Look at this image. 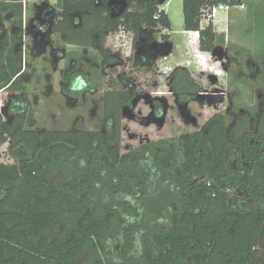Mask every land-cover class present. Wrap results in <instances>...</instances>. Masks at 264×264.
<instances>
[{
  "label": "trees",
  "instance_id": "trees-1",
  "mask_svg": "<svg viewBox=\"0 0 264 264\" xmlns=\"http://www.w3.org/2000/svg\"><path fill=\"white\" fill-rule=\"evenodd\" d=\"M112 3L126 8L115 16L118 9L112 12ZM220 4L240 6L241 0H183V29L197 54L217 55L213 23L202 27V21L209 8ZM62 11L69 21L76 14L82 24L94 25L93 32L103 38L101 49L121 31L132 35L130 50L135 54L149 47L152 35L166 32L162 38L170 42L171 21L156 0H62ZM85 30L81 26L74 35L67 28L56 32L82 45ZM166 57L161 53L158 64ZM190 67L189 61L173 67L175 90L202 91ZM160 71L168 75L165 67ZM262 109L255 130L247 114L231 129L224 116H215L201 132L161 138L123 156L118 142L107 144L99 133L26 130L24 120L10 125L0 113V149L10 142L16 159L14 164L0 163V264H77L89 249L106 253V239L120 216L112 204L108 211L98 206L100 195L113 200L116 178L124 180L123 190L131 185L130 178L125 180L128 172L147 155L156 161L162 180L158 198L142 209L146 213L141 223L150 236L140 256L107 264H264ZM59 168L62 179L56 183L53 173ZM105 174V191L99 192L96 180ZM170 209L172 220L165 223ZM135 215L123 219V243L129 246L131 234L139 232Z\"/></svg>",
  "mask_w": 264,
  "mask_h": 264
},
{
  "label": "flooded vegetation",
  "instance_id": "flooded-vegetation-1",
  "mask_svg": "<svg viewBox=\"0 0 264 264\" xmlns=\"http://www.w3.org/2000/svg\"><path fill=\"white\" fill-rule=\"evenodd\" d=\"M55 9L51 5L41 6L38 8L37 14L28 19V21L25 20L22 5L13 8V11L18 16L16 21L13 20L14 18H9L13 21L3 22L0 16V86L2 85L0 88V113L9 121L10 125L24 120L26 130H35L32 128L34 123L33 113H35L34 106H38L41 102L49 112L53 113L51 109L55 108L54 111L58 110L61 116H64V104L70 106L73 110H79L72 130L36 129V131H67L77 134H83L85 132L99 133L103 136L107 144L116 146L118 142L120 145V156H123L121 152L123 138L128 135L132 140L140 138L142 141L140 147L150 145L157 141L149 139L148 136L144 137L143 134L139 136L137 133L131 131L135 125L145 130H151L152 132L163 130L164 125L161 129L160 122L162 119L164 120L167 109L171 110V104L184 109L186 105L199 99L206 100L207 98L211 101L223 100L221 94L218 95L216 93L219 89L216 88L215 91H212L206 88V86H203L207 85L205 82H208V78H210L206 74L200 75V81L197 82L202 90L201 92L197 91L195 93L192 91L183 92L175 90L173 85L174 79L177 77L176 72H173L175 67L167 66H163L168 68V90L166 92H153L147 88L145 91L139 87V83L133 82L131 78L123 79L121 75L117 76L119 83L122 82L124 86L128 85L129 88L127 90L120 92L110 87H114L115 83L105 84L101 82V84L103 83L102 85H107L109 88L100 91L94 84L99 82L95 80L96 72L102 71L103 75L108 76L107 72L109 70L123 69V61L121 62V56L123 57V54L109 48L107 46V40L105 47L101 49L103 38L93 32L94 25L82 24L77 20L78 16L76 14L69 21V16H63L61 15L62 10L61 12H56ZM52 11L53 13L51 14ZM0 13L2 12L0 11ZM3 13L7 14V12ZM49 16L51 17L47 18ZM81 26L84 29L87 28L82 38V42L85 45L69 43L67 36L56 32V30L67 28V34L74 35L75 31ZM87 34L89 36H86ZM157 48L155 46H149L147 49L136 54L132 50L129 54L124 55V61L126 62L127 58L131 57L139 60L142 67L150 66V62L155 61L156 52H158ZM13 49L17 51L16 53L19 55V58L14 54H9V50ZM31 56H33L34 60L39 59V66H32ZM25 57L30 58V62L28 60L25 62ZM3 60H5V63H2ZM61 60L64 61V67L59 69L57 64ZM48 61L54 64L48 65L50 64ZM41 65L44 67L41 68ZM42 69L46 72L50 71L59 74L60 87L58 92H54L55 79L53 74L45 73L46 75L42 78ZM13 72H15V75L11 77L9 82H5L8 74L10 75ZM39 72L41 73L38 75L39 79L32 80L33 74ZM43 79H45V83L48 82L44 88L41 82ZM144 81L148 83V80L145 79ZM209 81L217 84L219 79L210 78ZM30 85H34L35 90H30ZM40 86L41 89L39 91ZM3 92L5 93L3 94ZM100 93L103 94L101 99L103 115L102 127L99 130L85 129L84 116L86 114L83 113V110H87L88 115L97 116L99 104H97L95 96H98ZM53 96H56L57 99H52ZM166 98L169 103L165 101ZM258 99L264 101V92L258 95ZM89 103H92V105L88 109L86 105ZM261 104L263 105L264 103ZM118 112H122L123 116H132L133 119V123L130 120L132 126L127 125L124 127L126 134L123 133V135H121L119 129V122L122 120L118 118ZM245 114L247 113L241 111L238 117ZM247 115L250 118V115ZM54 116L56 117V115ZM215 116H224L226 118L225 115L217 113L211 116L200 130L194 133L203 131L207 123ZM232 126L228 129H231ZM6 144L9 145L10 149L11 143L7 142ZM137 163H139L141 178L146 179L143 187L146 192L145 198L152 197L155 192L159 191L160 187L158 188L157 185L162 181L159 176V170L156 168V161L147 155L146 158L136 161V168ZM143 203H145L144 198L142 199Z\"/></svg>",
  "mask_w": 264,
  "mask_h": 264
},
{
  "label": "rangeland",
  "instance_id": "rangeland-1",
  "mask_svg": "<svg viewBox=\"0 0 264 264\" xmlns=\"http://www.w3.org/2000/svg\"><path fill=\"white\" fill-rule=\"evenodd\" d=\"M161 3L165 4L168 0H159ZM247 2L248 0H244ZM171 5L169 6L170 11V21L172 24V31L170 34V42L165 41L162 38L163 33H158L156 37L152 35V40L149 43L148 46H155L158 47V52H156V58L154 62H150V66H144L142 67L139 60H136V58H133L131 60L124 61V58L121 56V62L123 61V69H116L114 71L109 70L108 76L103 75L102 71H97L95 80L99 81L94 83L95 86L102 91L103 89L109 88V86L102 85L103 83H115L114 87L110 86L112 88H115L119 90L120 92L127 90L129 86H124L122 82L119 83L118 77L119 75L123 76L124 78H131L133 82L139 83V87L143 90L146 88L153 92H166L168 89V75H165L161 73L160 66H167V67H176V65H180L182 61H185V58L188 56H184L182 53L184 52V49L186 46V39H188V35L185 34V31L183 29L184 26V16H183V10H182V0H171ZM54 9L57 12V8L60 9L61 3L60 1L55 3ZM12 7V6H11ZM17 7V5L15 6ZM34 9L39 8V3L33 4ZM13 11V10H12ZM16 21L18 19L17 13L13 11ZM11 15L12 13H8ZM8 14L3 13L0 16L2 17V21H13L10 20L8 17ZM234 27V32L232 33V37L234 38L235 35H238L240 38H247L249 35V32L247 31V28L245 25ZM17 34V33H15ZM191 37V36H190ZM53 40L54 37H52ZM15 40V39H14ZM168 42V43H167ZM132 43V35L130 34H124L122 31L121 33H117L116 35H113L107 39V46L111 48L115 52H121L123 55H127L131 52L130 47ZM262 43V33H257V40L256 44L257 47ZM169 45V49L173 51V48L175 47V51L172 56L168 57L166 60H163L161 64L159 63L158 67V58L163 52L162 46ZM230 52L227 53H220L217 52V55L213 58H210L208 63L204 64V66H200L198 68L190 67L192 70V75L196 78L197 81H200V75L203 74L211 75L210 78H218L219 81L217 84H214L213 82H210V78H208L206 88L215 91V89H219L218 92H216L218 95L221 94V98L223 100L218 99L215 101H211L206 98V100H195L192 103L186 105L184 109L178 108L171 104V110L167 109V113L164 116V128L160 131H154L151 130H145L142 128H139L137 125L134 126V129H132L131 132L137 133L139 136L146 137L148 136L151 140H158L161 138L166 139H174L179 138L181 136L187 135V134H193L197 130H200L202 126L205 124V122L213 115L219 113L226 116L227 119V125L228 128H230L235 121L237 120L236 117L241 113V111H244L245 113L250 115V118L252 119L255 124H251L252 130H255L256 128V122L259 119L260 115L262 114V108L264 103L262 99H258V95L260 93L264 92V71L261 69L257 74L252 73V68L247 67L246 63L244 62L241 66L237 65L239 61L246 59L245 55H238L236 56L234 54V47L230 46ZM186 50V49H185ZM219 51V50H218ZM9 54H14L17 58H19V55L16 53V50H9ZM233 52V53H232ZM17 54V55H16ZM116 54V53H115ZM70 56V55H69ZM241 58L239 61L235 59ZM30 62V58L25 57L26 61ZM31 61L33 62L32 66H39L40 62L39 59L34 60L33 56H31ZM2 63H5V60L2 61ZM50 63V61H48ZM64 61H58V68L62 69ZM147 63V62H146ZM54 63H50L48 65H53ZM44 67L41 65V68ZM43 70V69H42ZM52 71V70H51ZM32 73V72H31ZM45 73L53 74V77L55 79L54 81V92L59 91V80L60 76L59 74H56L54 72H46L45 70L42 71V78L46 75ZM39 73H34L33 79L38 78L39 79ZM215 76V77H214ZM41 78V76H40ZM148 80V83L144 80ZM42 87H46L47 83H45V79L42 81ZM101 82H103L101 84ZM209 83V84H208ZM46 84V85H45ZM53 84V83H51ZM2 87V85L0 86ZM30 90H35L34 85L29 86ZM41 89V86L39 88V91ZM146 91V90H145ZM37 93H39L37 91ZM102 93H100L98 96L96 95L95 98L97 99L98 105V112L97 116H91L88 115L87 110H83V113L86 114L84 116L85 119V125L84 128L88 130H99L102 127L103 122V115H102ZM165 98V97H164ZM52 99H57L56 96H53ZM166 102L167 98L165 99ZM50 102V100H49ZM169 103V102H168ZM173 103V102H172ZM92 103H89L86 105V107L91 108ZM52 107V105H50ZM55 108L51 109L52 112H49L45 109V105L40 102L38 106H34L33 113V119L34 123L32 128L36 129H49V130H55V129H63L70 131L74 127V121L78 116L79 110H73L70 106H66L63 104V110L65 112L64 116H61V113L58 112V110H55ZM53 115H58V117L55 118ZM118 118H120L122 121L119 122V129L121 131V135L126 134V129H124L125 126L131 125V122L133 121L132 116L125 115L123 116L122 112H118ZM131 120V122H130ZM133 123V122H132ZM30 128V127H27ZM142 141L141 139H134L132 140L131 137L128 135L125 138H123V144H122V154H128L130 152H134V150H138L141 146ZM16 159L14 158L13 153L9 149V145L5 144L0 149V163L5 164H12L15 163ZM139 163H137V168L133 169V171L128 172V176L125 178H130V182L132 184H126L125 189L123 190V181L121 178H116L114 180L113 184L118 186V189L116 187V190H113L115 192V197L110 199L109 194L100 195L103 197L102 203H97L98 206L105 211L109 210L110 205H114L113 207L116 208L115 212H117L120 216L119 223L114 229V232L111 233L110 236L107 237L108 241V251L106 253H98L93 251L92 249L87 250L83 256L80 258L77 264H107L108 262L111 263H118V262H124L125 259L131 257H138L140 256V248L141 245L149 238V234L147 230H144L145 227L142 226L141 220L146 213V210H140L138 213L133 212V208L138 207H145L149 201H153L154 199H157L159 196L158 191L155 192L154 196L145 198L146 192L144 190V184L146 182V179L141 178V172L139 171ZM63 166V165H62ZM82 170H84L86 167L83 164ZM68 168V167H67ZM62 168H59V170L55 171L53 173V179L56 183H59L62 179ZM144 174V173H142ZM108 180V175H103L102 177L98 178L96 180V183L98 185V191L104 192L105 189L104 186L106 185V182ZM1 195V194H0ZM99 194L97 193L96 197H99ZM144 198V202L142 204V199ZM109 204V205H108ZM109 206V207H108ZM177 205L172 204L170 206L171 209H176ZM167 211V214L164 217V222H168L171 219L170 214H172V210ZM137 212V211H136ZM135 215L139 220V232L134 231V233H137V236L132 233L130 238L132 239V245L129 246V244L126 245V243H123V219L126 221L128 218L132 215ZM124 215V218H123ZM129 223V222H127ZM156 224V223H154ZM136 238V239H135ZM137 240H139L137 242Z\"/></svg>",
  "mask_w": 264,
  "mask_h": 264
},
{
  "label": "crops",
  "instance_id": "crops-1",
  "mask_svg": "<svg viewBox=\"0 0 264 264\" xmlns=\"http://www.w3.org/2000/svg\"><path fill=\"white\" fill-rule=\"evenodd\" d=\"M59 1L62 7V0H0V11L2 12L0 14H3V12H7V14L12 13L11 15L8 14V16L10 19H13L15 18V15L12 11L13 8H15L16 5L17 7L22 5L25 20L28 21V19L34 17L38 12V9H34L33 4L39 3V7L46 5L53 6ZM168 1L167 3L163 4L159 0H156L159 8L164 10L168 15V18H170L169 6L171 5V1L169 3ZM61 10L62 8H57L58 12H61ZM212 23L214 27L213 46L216 54L217 52L228 54L231 50L230 46H233L235 48L234 54L236 56H246V59L241 61L239 60L242 57H235V59L239 61L237 64L238 66H241L245 62L248 68H252L253 75L254 73L257 74V72H259L261 69L264 71V0H248L247 2L241 0L240 6H229L227 9L219 11ZM207 24L208 20L207 18H204L202 21V27L207 26ZM242 25H245L247 28V31L249 32L248 37L240 38L238 35H235L233 38V28L237 26L243 27ZM258 32L262 33V43L259 48L256 44ZM186 46V50L184 49L182 54L184 56H188L185 58V60L189 61L191 67L198 68L199 65L204 66V64L208 63L210 58H213L211 54H197L195 51L197 48L196 44L189 42L188 39H186ZM174 51L175 47L173 48L171 56L173 55ZM4 93L5 92H3V94Z\"/></svg>",
  "mask_w": 264,
  "mask_h": 264
},
{
  "label": "built area",
  "instance_id": "built-area-1",
  "mask_svg": "<svg viewBox=\"0 0 264 264\" xmlns=\"http://www.w3.org/2000/svg\"><path fill=\"white\" fill-rule=\"evenodd\" d=\"M171 0L168 1V3L170 2ZM227 7L229 6H226V5H223V4H220V5H215L213 6L212 8H209L207 11H206V18L209 21L213 22V20H215L216 16L218 15L219 11L221 10H224V9H227ZM171 56V55H170ZM168 56V57H170ZM168 57L164 58L163 60H166ZM162 60V61H163ZM166 69H168L167 67H165Z\"/></svg>",
  "mask_w": 264,
  "mask_h": 264
},
{
  "label": "water",
  "instance_id": "water-1",
  "mask_svg": "<svg viewBox=\"0 0 264 264\" xmlns=\"http://www.w3.org/2000/svg\"><path fill=\"white\" fill-rule=\"evenodd\" d=\"M110 7H112V12H114L115 10H117L118 8H116L115 7V4L114 3H112V4H110ZM126 8V4H122L121 5V8L120 9H118L117 10V14L115 15V16H119L122 12H123V10ZM53 13V11L51 12V14ZM51 16H49V17H47V18H50ZM170 54H171V49H166L165 47H164V51L162 52V55H165V56H170ZM163 125H164V120L162 119L161 120V122H160V127H163Z\"/></svg>",
  "mask_w": 264,
  "mask_h": 264
}]
</instances>
